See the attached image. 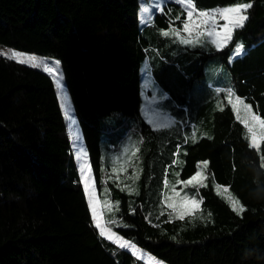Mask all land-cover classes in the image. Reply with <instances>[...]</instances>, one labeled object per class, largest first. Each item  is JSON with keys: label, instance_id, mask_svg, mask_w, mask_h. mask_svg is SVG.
I'll use <instances>...</instances> for the list:
<instances>
[{"label": "trees", "instance_id": "trees-1", "mask_svg": "<svg viewBox=\"0 0 264 264\" xmlns=\"http://www.w3.org/2000/svg\"><path fill=\"white\" fill-rule=\"evenodd\" d=\"M190 2L198 13L253 6L217 49L203 35L189 45L171 34L186 16L171 0L145 22L139 0H0V45L59 61L88 177L113 202L121 240L101 237L92 220L53 80L0 55V264H264V140L249 146L231 102L264 119V0ZM238 44L241 55L229 61ZM147 77L173 118L168 127L142 114ZM125 146L130 161L113 172ZM198 169L202 181L182 193L199 206L181 220L163 192ZM226 193L246 211L238 216Z\"/></svg>", "mask_w": 264, "mask_h": 264}, {"label": "snow or ice", "instance_id": "snow-or-ice-1", "mask_svg": "<svg viewBox=\"0 0 264 264\" xmlns=\"http://www.w3.org/2000/svg\"><path fill=\"white\" fill-rule=\"evenodd\" d=\"M252 3H236L232 6H227L221 8L218 12L212 11V12H204L201 11L198 13V16L202 19L198 21L193 20V15L195 12V8L193 4L190 2L187 3V20L183 21V29L184 31L189 33L190 38H181L180 33L176 28H172L171 34L175 37L180 38V42L184 44H193V43H200L199 36L205 35L207 37H211V43L215 45L217 49H221L224 46H226L233 38L234 32L236 30L242 29L247 20L249 19L247 15V11L252 7ZM144 12H148V8L142 9ZM217 18L222 19L225 21L223 25H219ZM180 17H177V20H179ZM203 28V31L201 32L200 29ZM217 28H220V31H217ZM195 30L197 32V37L195 39L191 38L192 31ZM164 35H169L168 32H164ZM10 51V59L17 60L18 63L21 64H30L33 67L39 66L41 63L43 64V70L47 73H50L53 77L55 87L57 89V95L58 98L61 99V108L64 111L65 117L71 116V113L69 112L68 108V97L65 93V86L63 83L62 74L60 73L59 68V61H39L36 56L34 55H26L22 54L16 51ZM243 51V46L238 45L236 49V55H239ZM0 55H8V53H0ZM236 104L243 105V112H244V123L249 127V131L253 133L251 137V142L249 144L252 148L258 147V140H264V119H261L259 115L253 114L250 111V108L248 105L243 104V101L239 98L236 99ZM74 151L78 152V156L87 157V152L78 150V146H74ZM262 160H264V157H262ZM207 164V162H204ZM261 168H264V163L260 165ZM87 170L88 165L86 162H81L79 164V172H80V182L83 185L84 192L87 196V202L91 211L92 220L95 222V227L100 229L99 235L101 237L110 238L111 235H114L111 233L110 229H105L101 226L99 222V218L97 216V209L93 202V196L91 195V189H90V183L89 179L87 178ZM201 173L197 172L196 176L192 177V180H196L197 176H200ZM177 183H180V181H177ZM185 184H190V181H184ZM173 191L175 189L173 188ZM191 202L192 209H187L184 212H181L179 215V219L183 220L185 218V214L191 215L192 211L198 207V201L195 198H190L188 196L183 197L181 203H188ZM174 207V206H173ZM232 210L239 216L242 213L246 211V208L238 201L233 200L232 202ZM106 231L110 233L109 236L106 237ZM125 245H121V247H124ZM162 264V262H161Z\"/></svg>", "mask_w": 264, "mask_h": 264}, {"label": "rangeland", "instance_id": "rangeland-1", "mask_svg": "<svg viewBox=\"0 0 264 264\" xmlns=\"http://www.w3.org/2000/svg\"><path fill=\"white\" fill-rule=\"evenodd\" d=\"M168 1H170V0H139V3H140V13H139L140 20L142 22L147 21V19L150 18L151 11L154 8H156L158 6L161 7V5H163L165 2H168ZM171 1H174L176 4L182 6L185 9V11H186L185 20H187L188 19V17H187V12H188L187 3H188V1L187 0H171ZM160 7L157 8L158 11H159ZM144 8H148L149 11L148 12H144L142 10ZM215 11L218 12L219 10H215ZM210 12H212V11H210ZM200 19H202V18H200L198 16V12H194L193 20L194 21H198ZM217 21H218L219 25H223L225 23V21H223L222 19H219V18H217ZM200 31L202 32L203 28H201ZM217 31L219 32L220 28H217ZM180 36L182 38H185V39L190 38L189 37V33L184 31L183 26H182V28L180 30ZM201 36H199V38ZM203 36H205L206 39L208 40V42L211 43V39H212L211 37H207L206 34L203 35ZM196 37H197V32L195 30H193L191 38L195 39ZM212 45H214V44H212ZM238 45H236L234 50L231 52V54L229 56V61H232L235 57L241 55L242 52L239 55H236V49H237ZM9 50L16 51V52H19V53H22V54H26V55H31V54H27V53H24V52H21V51H18V50H14V49H11V48H8V47H4V46L0 45V53H8V55H2V56L9 58L10 54H11ZM34 56H36L39 61H44V60H47L49 62L55 61L54 59L49 58V57H41V56H37V55H34ZM12 60H14V59H12ZM15 61H17V60H15ZM215 61H216V59L212 58V59L208 60L206 66H205V76L207 77V80H209V81H212V79L216 75V70L214 69ZM24 65H27V66H30L32 68H35V69H38V70H41V71L45 72L43 70V64L42 63L39 66H36V67H33L30 64H24ZM59 68H60V65H59ZM45 73L48 74L51 77V79L53 80V77H52V75L50 73H47V72H45ZM60 73H61V68H60ZM148 77H149V74H148ZM148 77L145 79V82L143 83V86H144V97H143V100L144 101H143V106H142V114H143L145 120L147 121V123L150 124L152 127H154V128L168 127V126H170L173 123V118L170 115H168L166 113H163L159 109L158 104L164 98L163 99L158 98L154 94V92L151 93V94L149 93V89H150V81L149 80L150 79ZM53 82H54V80H53ZM65 93H66V91H65ZM67 97H68V95H67ZM59 100H60V104H61L62 101H61L60 98H59ZM231 102H232V105L234 107V110H235L238 118L244 123V120H243V117H244L243 105L236 104L235 103L236 102L235 98L231 99ZM67 103H68L69 112L71 113L70 118L69 117H65L63 109H62V112H63V115L65 117L66 123H67L68 132H69L70 139H71L72 152L75 154V157L77 159L78 165L81 162H86L87 163V159L85 157L78 156V152L74 151V146H78V150H82V151H85V150H84L82 136H81L80 131H79V125H78V123H77V121H76V119H75V117L73 115V109H72V106L70 104L69 98L67 100ZM250 111L252 112L251 109H250ZM253 114H255V113H253ZM247 128L249 129L248 126H247ZM252 135H253V133H251V137H252ZM259 141L260 140H258V144H259ZM132 152L133 151H132V149L130 150L129 146H125V147L122 148V152H121V154L119 156L118 155H114L111 158L113 160V162H114V165H116L120 169L118 171H113V172H119L125 167V165L130 161ZM199 164H201L200 166L204 165L203 163H199ZM87 165H88V163H87ZM197 172H200L201 175L197 176L196 180H192V177L196 176ZM197 172L191 178H189L188 181L191 180L190 184H184L183 186L180 184L181 187H178V189H175V191H173V189H171L170 192H168V193L167 192H165V193L163 192V198H164V202H165L166 207L168 209H170V211L173 212L174 215L177 216V217H179L181 212H184L187 209H192V205H191L190 201L188 203H181L183 197L186 196V195H184L182 193V189H183V187L191 186L193 184H197V183H200L202 181V179H203L202 170L198 169ZM140 175H141V171L138 172L137 170H135L132 173L131 177H130L131 182L133 184L132 186H134V189H135V186H136V184L138 183V181L140 179ZM87 178L89 179L91 195L93 196V202H94V204L96 206V209H97V216L99 218V222H100L102 227H104L105 229H110L111 230V226L113 225V221H114V206H113V202H110L109 200H107L105 198L102 199L98 195L96 189L94 188V186L92 184L91 179L88 177V170H87ZM169 186L172 187L171 185H169ZM219 191L222 192V191H225V189H220ZM224 197H225V200L229 203V205L232 206L233 199L227 193H226V195ZM198 206H199V202H198ZM197 208L198 207H196L193 211H195ZM185 215H187V214H185ZM94 224H95V222H94ZM98 230L100 231V229H98ZM111 233L114 234L112 230H111ZM109 235H110V233L106 231V237L109 236ZM108 239L111 240L112 242H115L116 244L118 242L121 243V240H119L118 237L115 236V234L111 235L110 238H108ZM132 251L135 252L134 250H132ZM135 253L137 255V252H135ZM148 263L149 264H156L154 261H151L149 259H148Z\"/></svg>", "mask_w": 264, "mask_h": 264}, {"label": "bare ground", "instance_id": "bare-ground-1", "mask_svg": "<svg viewBox=\"0 0 264 264\" xmlns=\"http://www.w3.org/2000/svg\"><path fill=\"white\" fill-rule=\"evenodd\" d=\"M141 85V84H140Z\"/></svg>", "mask_w": 264, "mask_h": 264}]
</instances>
